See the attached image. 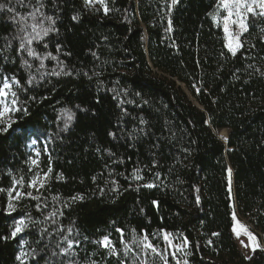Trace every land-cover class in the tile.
Here are the masks:
<instances>
[{"label": "trees", "instance_id": "trees-1", "mask_svg": "<svg viewBox=\"0 0 264 264\" xmlns=\"http://www.w3.org/2000/svg\"><path fill=\"white\" fill-rule=\"evenodd\" d=\"M170 3L107 0L105 15L84 0H0V76L21 81L13 91L27 110L12 115L25 135H0V189L23 177L15 188L39 197L13 200L9 215L0 191V236L19 219L28 225L0 240V264H20L21 250L24 264H163L134 242L144 232L169 264H264V251L248 260L236 242L228 177V150L264 151V17L248 16L233 56L217 0ZM37 8L57 31L34 40L38 56L29 57L17 51L20 17L39 23ZM65 112L73 114L67 129ZM224 129L227 146L215 133ZM49 167L43 187L28 186ZM136 169L143 179L133 178ZM246 218L264 246V195ZM105 236L118 255L98 243Z\"/></svg>", "mask_w": 264, "mask_h": 264}, {"label": "snow or ice", "instance_id": "snow-or-ice-1", "mask_svg": "<svg viewBox=\"0 0 264 264\" xmlns=\"http://www.w3.org/2000/svg\"><path fill=\"white\" fill-rule=\"evenodd\" d=\"M85 4L87 6H93L96 3H99L103 7V11L105 15L110 11V9L107 6V0H84ZM178 3V0H171V3L169 5V8L175 6ZM43 5H41L42 7ZM7 8L6 4H0V9ZM217 8L218 9H223L227 12V15L223 16L222 18V24H223V32L225 34L226 38V45L225 47L228 49V51L235 56L236 53L240 48L243 47V43L241 42L240 37L248 31V23H247V18L249 15L252 17H264V0H217ZM35 13H40L41 17H43V13L40 12V8H37L35 10ZM35 13H30L29 15L32 16L33 20H35L36 16ZM235 17V19H233ZM79 17L78 16H73V20H77ZM213 21H216V17L213 16ZM12 19H16V17H12ZM44 20L48 21V27L43 26ZM20 22L24 23V27L20 29L21 32H24V36L20 37V44L19 48L17 51L19 52L20 50H23L24 52L27 53L29 57H37L38 53L31 47L33 44L34 40H42L43 37L47 36L49 32H54L57 31L55 29V20L51 17H43V19L40 20L39 23H32L31 25H28L25 21V17H20ZM169 26L167 31H172V24L171 20L168 22ZM230 25H237L239 28L238 32H233L230 28ZM31 27L32 32L28 33L27 28ZM34 33V35L32 34ZM47 47V45H45ZM49 56L51 54L49 53ZM22 64L24 66L29 65L28 60H22ZM43 65L41 64V67ZM259 71V70H257ZM55 75H59L60 73H54ZM262 76H264V73H261ZM33 77H29L27 80V84L31 85L33 82ZM21 81L17 79L15 75L12 76H0V135L4 134H10L11 132H15L21 136L25 135V129L23 127H17L14 128L13 126L17 123L12 118V114L18 113V112H24L27 114V110L24 108L18 107V97H17V92L13 91V85H20ZM199 91V89H197ZM9 96L12 97V99L9 102ZM33 99H35L33 97ZM79 107V106H78ZM65 115L67 117V121L65 123V129L68 127V121H71L73 118V114L70 112H65ZM141 124L146 123L145 120L141 119L140 120ZM110 135H115L114 133H110ZM222 139L227 140L228 137L226 135H222ZM32 143L35 144L36 140L33 139ZM39 155V154H37ZM33 165H38V161L36 159H33L31 161ZM139 169L134 170L133 172V178L136 180H141L143 179L142 176H140ZM52 172V168L49 167L47 172L44 173V179H40L39 174L36 176H33L32 179L29 181L28 186L29 187H36L37 184H39L40 187H43L44 184L47 181V178L49 177V174ZM157 177L159 176V173L156 174ZM228 177H229V186L231 184V169H228ZM57 179H63V174L61 173L56 177ZM16 185H24V178L21 177L20 179H13V187L5 190V189H0V191H7L8 197H9V203L7 205V213L10 215L11 213L16 211L15 205L12 203L13 200H18L22 196H29L32 197L31 192H20L16 191L15 186ZM145 187L152 188L155 187L154 184H146L144 185ZM137 190H139L137 188ZM229 190H231L229 188ZM13 192H15V195H13ZM33 199H39V197H32ZM73 200H79L83 199L82 196L77 195L75 197H72ZM155 203V202H153ZM39 207V205H37ZM232 219L236 222L233 225L232 231L233 233L239 238L241 234L243 233L244 235L247 236V239L249 243H245L244 240H241L240 243L242 246L245 248H250L252 253H255L257 249L264 251V246H262L256 235L251 232L247 226L243 225L235 215V212L233 211L232 214ZM28 227V225L25 223L24 219H19L15 222V224L12 227V230L9 235L7 236H0V240H9V239H16L18 234L23 233L25 229ZM71 231V229H69ZM117 231L121 232L123 234L122 229H117ZM135 230H133L134 232ZM162 235H163V240L167 241L168 245L170 247H175L177 251H181L182 248L180 245H172V240L170 237L172 236L171 233H168L166 231L161 230ZM214 236L219 235V233H213ZM65 239H67L65 237ZM134 242H136L137 247L141 249V252L143 253H154L158 256H161V259L163 260V264H169L168 259L161 254L159 251L158 247L154 245L151 240L149 239V235L147 232H144L143 235L139 238L138 241H136L134 237ZM100 243L104 248L109 250L110 255H118L117 250L115 246L113 245L112 241L105 236L102 241L98 242ZM184 245H187V240L185 239ZM72 242H68V247L71 248ZM125 249L126 253L127 251L130 250L129 246L125 244ZM63 251H67V249H64ZM167 251V249L165 250ZM172 256L175 257V252L172 253ZM27 258V254L21 250L18 255H16L15 259L17 261H20V264H24L25 259ZM245 259L251 260L252 256H246ZM142 264H147V261H143ZM179 264V262H177ZM186 264V262H185Z\"/></svg>", "mask_w": 264, "mask_h": 264}, {"label": "rangeland", "instance_id": "rangeland-1", "mask_svg": "<svg viewBox=\"0 0 264 264\" xmlns=\"http://www.w3.org/2000/svg\"><path fill=\"white\" fill-rule=\"evenodd\" d=\"M96 4L100 5L99 3ZM225 13L227 15L226 11ZM233 19H235V17H233ZM230 28L233 32L239 31L237 25H230ZM240 39H242V36ZM8 99L10 102L12 97L9 96ZM30 147L35 154H38V148L35 146V144L31 143ZM228 157L230 160L229 169H231L230 189L233 200V210L235 212L236 218L256 235L255 231L252 229L246 218V213L249 212V210L253 208L257 201L264 195V151L250 152L230 149L228 150ZM33 159H36L38 163L40 161V158ZM33 166H35L38 170L39 165ZM37 174H39L40 179H44V174L41 173V170ZM39 187V184H37L36 187L31 188L38 189ZM19 189H16V191H19ZM13 195H15V192H13ZM235 223L236 222L234 221V224ZM234 237L241 252L245 256H252L253 253L251 249L245 248L240 243L241 240H244L245 243H249L247 236L242 233L239 238L235 234ZM257 239L259 241L258 237Z\"/></svg>", "mask_w": 264, "mask_h": 264}, {"label": "bare ground", "instance_id": "bare-ground-1", "mask_svg": "<svg viewBox=\"0 0 264 264\" xmlns=\"http://www.w3.org/2000/svg\"><path fill=\"white\" fill-rule=\"evenodd\" d=\"M194 100V99H193ZM192 100V101H193ZM216 134L220 137V139L226 144V142H227V140H225V139H222L221 137H222V135H226L227 136V130L226 129H224V130H217L216 131Z\"/></svg>", "mask_w": 264, "mask_h": 264}, {"label": "water", "instance_id": "water-1", "mask_svg": "<svg viewBox=\"0 0 264 264\" xmlns=\"http://www.w3.org/2000/svg\"><path fill=\"white\" fill-rule=\"evenodd\" d=\"M196 105V104H195ZM216 133V132H215ZM217 135V134H216ZM217 137L220 139V137L217 135ZM221 140V139H220ZM222 141V140H221ZM223 142V141H222ZM224 143V142H223ZM227 143H228V139H227V142H226V146H227ZM225 144V143H224Z\"/></svg>", "mask_w": 264, "mask_h": 264}, {"label": "built area", "instance_id": "built-area-1", "mask_svg": "<svg viewBox=\"0 0 264 264\" xmlns=\"http://www.w3.org/2000/svg\"><path fill=\"white\" fill-rule=\"evenodd\" d=\"M176 262H179V259H176Z\"/></svg>", "mask_w": 264, "mask_h": 264}]
</instances>
